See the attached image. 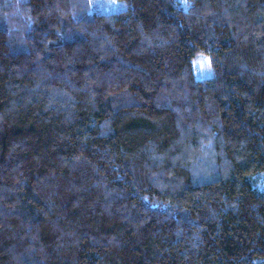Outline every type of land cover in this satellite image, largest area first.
<instances>
[{"label": "trees", "instance_id": "16d2710c", "mask_svg": "<svg viewBox=\"0 0 264 264\" xmlns=\"http://www.w3.org/2000/svg\"><path fill=\"white\" fill-rule=\"evenodd\" d=\"M95 1L0 0V264H264V0Z\"/></svg>", "mask_w": 264, "mask_h": 264}, {"label": "rangeland", "instance_id": "374dc122", "mask_svg": "<svg viewBox=\"0 0 264 264\" xmlns=\"http://www.w3.org/2000/svg\"><path fill=\"white\" fill-rule=\"evenodd\" d=\"M95 6L99 12L110 13L120 11L125 8V4L118 0H97ZM193 71L195 77L199 80L209 79L212 77L210 59L206 54L196 53L193 59Z\"/></svg>", "mask_w": 264, "mask_h": 264}]
</instances>
